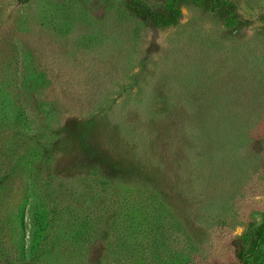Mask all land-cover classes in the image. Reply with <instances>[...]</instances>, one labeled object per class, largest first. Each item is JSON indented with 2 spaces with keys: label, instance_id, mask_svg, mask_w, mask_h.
<instances>
[{
  "label": "rangeland",
  "instance_id": "rangeland-1",
  "mask_svg": "<svg viewBox=\"0 0 264 264\" xmlns=\"http://www.w3.org/2000/svg\"><path fill=\"white\" fill-rule=\"evenodd\" d=\"M229 1L0 0V264H264V0Z\"/></svg>",
  "mask_w": 264,
  "mask_h": 264
},
{
  "label": "trees",
  "instance_id": "trees-1",
  "mask_svg": "<svg viewBox=\"0 0 264 264\" xmlns=\"http://www.w3.org/2000/svg\"><path fill=\"white\" fill-rule=\"evenodd\" d=\"M208 3L211 9L218 12L225 22L231 27H237L242 21L236 15V8L233 3L229 0H196ZM134 11L148 24L154 26L169 25L176 21L178 9L172 6H166L161 9H150V8H133Z\"/></svg>",
  "mask_w": 264,
  "mask_h": 264
}]
</instances>
